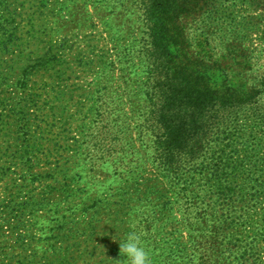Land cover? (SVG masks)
<instances>
[{"label":"rangeland","instance_id":"rangeland-1","mask_svg":"<svg viewBox=\"0 0 264 264\" xmlns=\"http://www.w3.org/2000/svg\"><path fill=\"white\" fill-rule=\"evenodd\" d=\"M40 2L30 24L29 10L17 19L24 57L12 63L9 82L17 77L22 90L3 94L12 106L22 103L0 126V145L20 134L31 144L22 159L0 152V200L14 194L26 203L14 215L0 213L9 221L0 246L12 264L31 257L33 264H127L118 240L130 232L152 264H264L263 162L259 173L244 165L231 170L229 184H215L199 168L182 171L179 161L158 158V87L169 90L165 71L148 70L140 1ZM186 32L193 54L218 62L209 69L215 83L246 87L264 79V5L221 1ZM44 56L45 65L24 74ZM247 115L253 141L239 160L231 156L234 164L264 158V92ZM204 147L208 158L212 144ZM224 185L230 200L221 195Z\"/></svg>","mask_w":264,"mask_h":264},{"label":"trees","instance_id":"trees-1","mask_svg":"<svg viewBox=\"0 0 264 264\" xmlns=\"http://www.w3.org/2000/svg\"><path fill=\"white\" fill-rule=\"evenodd\" d=\"M144 20L147 25L149 46L146 56L149 60L151 72L160 71L167 78V88L169 92L158 87V98H164V107H161L158 121L162 133L159 136L157 154L160 160L165 159V164L173 166L179 161V168L184 171H194L198 168L210 174L215 184H229L227 177L231 170L243 169L244 165H249L254 171L259 173L264 158H260L257 163H250L246 156L242 157V163L234 164L231 156L237 154L239 160L240 153L245 148H250L253 141L252 126L248 124L247 108L249 105L258 104L261 94L264 92V79L258 84H248L246 87L239 85L232 87L229 82L217 84L210 79L209 69H217L218 62L203 59L199 54H193L189 50L191 37H188L187 29H191L192 24L200 21L201 17L212 9L216 4L228 0H139ZM251 5L261 7L263 0H247ZM26 3L28 4L26 8ZM40 0H0V126L5 128L8 125L7 118L17 109V103L12 106L4 98L5 90H22L23 83L15 78L10 85L12 74L21 59H23V40L21 31V18L23 13L29 10L28 23L36 10L41 7ZM211 12V11H209ZM23 21V20H22ZM21 32V33H20ZM33 38L35 30L33 29ZM218 35V34H216ZM46 56L37 57L33 65L24 68V74L33 71L36 67H42L48 62ZM37 65V66H36ZM216 65V66H215ZM26 70V71H25ZM218 70V69H217ZM20 72V68L18 70ZM24 76V75H23ZM10 81V82H9ZM158 99V100H159ZM22 109V107H19ZM212 115L209 117V113ZM20 115L19 112L15 114ZM206 115L208 118L205 119ZM24 116L26 114L24 113ZM20 128L26 125L23 117ZM17 136L14 144L9 146L0 145V152L3 151L11 159L17 160L28 156L26 152L31 148L26 134ZM27 141L23 144V138ZM209 139V140H206ZM205 141L212 144V152L208 158L205 157ZM216 141V142H215ZM214 142V143H213ZM222 145V147H221ZM241 146V150L238 147ZM216 147L219 149L216 151ZM229 149L227 155L225 150ZM26 152H24V151ZM203 153V155H202ZM250 154V151L247 155ZM246 155V154H245ZM203 158L200 163L197 161ZM245 161V162H244ZM6 163V162H5ZM0 161V179L5 174L6 169ZM190 169V170H189ZM221 195L229 200L233 197V191L228 185L220 186ZM13 199L14 194H9ZM13 199L4 202L0 200V213L8 210L7 215L15 213L24 202H14ZM233 203V202H230ZM33 204V203H32ZM33 208L40 210V204H34ZM18 214H15V217ZM1 218V216H0ZM3 219L0 220V237H2L6 227ZM10 226V225H9ZM16 227V226H15ZM23 240V239H22ZM31 260H25L17 264H33ZM13 258L0 246V264H12ZM42 264H47L46 262Z\"/></svg>","mask_w":264,"mask_h":264},{"label":"clouds","instance_id":"clouds-1","mask_svg":"<svg viewBox=\"0 0 264 264\" xmlns=\"http://www.w3.org/2000/svg\"><path fill=\"white\" fill-rule=\"evenodd\" d=\"M118 241L120 253L125 257L123 260H126L127 264H152L148 251L142 246L135 232L128 233L124 239Z\"/></svg>","mask_w":264,"mask_h":264}]
</instances>
